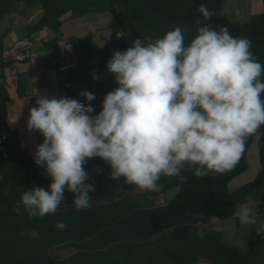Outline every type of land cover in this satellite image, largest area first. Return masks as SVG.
<instances>
[{
  "label": "trees",
  "instance_id": "16d2710c",
  "mask_svg": "<svg viewBox=\"0 0 264 264\" xmlns=\"http://www.w3.org/2000/svg\"><path fill=\"white\" fill-rule=\"evenodd\" d=\"M15 1H23L28 6L41 3L43 16L27 28L26 38L32 42L38 36L41 46L54 60L49 65L59 71L63 60L62 41L73 48L80 65L59 71L58 87L63 97L76 99L86 106L91 103L94 115L103 110L106 94L118 87L112 82L115 75L107 67L114 52L133 47V41L138 38L146 44L154 43L173 30L163 25L139 0H0V17L12 13ZM153 1L170 17L186 21L197 30L207 24L217 30L227 26L232 36L251 41L250 50L264 65V11L249 22L231 23L223 13L226 0ZM202 4L215 13L209 20L198 12ZM91 13L111 14L108 28L115 37L120 32L131 43L100 46L89 39H65L61 35L66 16L75 19ZM47 30H53L55 37L49 38ZM7 34L8 31L0 38L2 73L14 64L5 60ZM190 42L191 37L186 36L185 44ZM94 73H105V80L94 81ZM75 84L84 86L96 99L88 102L73 87ZM18 94L21 98L27 96L24 86H19ZM261 98L264 99V93ZM10 99L8 79L3 75L0 135L6 132L7 140L3 145L6 155L0 152V204L24 206L21 197L25 191L37 186L49 190L52 181L45 175V169L35 164L18 130L10 125ZM257 137L261 169L253 181L231 189L230 183L249 169L248 153ZM95 164L100 165L98 170L93 167ZM84 168L89 174L87 183H94L97 189L90 193L91 204L135 191L139 193L86 211L44 217L0 210V264H197L201 260L210 264H264V236H258L259 228L251 226L253 238L247 251H242L227 243L226 232L214 225V220L221 223L235 220L240 229L237 212L245 204H254L253 210L264 217V125L247 137L245 150L232 168L210 171L202 177L193 174L184 191L167 205L157 203L159 194L140 190L126 183L123 177L109 179L110 166L100 157L89 159ZM175 177L161 176L157 183L161 188ZM67 207H74V196L66 190L59 208ZM57 221H63L66 230L58 229ZM32 230L39 233L36 238L28 235ZM62 247L72 248L74 253L66 258L53 254V250Z\"/></svg>",
  "mask_w": 264,
  "mask_h": 264
},
{
  "label": "clouds",
  "instance_id": "9594fccd",
  "mask_svg": "<svg viewBox=\"0 0 264 264\" xmlns=\"http://www.w3.org/2000/svg\"><path fill=\"white\" fill-rule=\"evenodd\" d=\"M198 12L205 20L215 15L203 4ZM185 37L177 26L154 43L138 38L126 51H115L107 67L118 87L106 94L98 115L91 103L35 89L28 127L44 141L34 162L52 182L49 190L37 186L23 193L30 217L54 214L66 190L76 210L89 208L97 189L87 183L84 166L95 157L110 166L109 179L123 177L146 192L160 190L161 176L187 171L202 177L239 161L247 137L264 125V65L250 50L251 41L232 36L227 26L203 25L187 45ZM81 95L96 99L88 91ZM237 215L243 225L256 223L247 204ZM56 227L67 225L57 221Z\"/></svg>",
  "mask_w": 264,
  "mask_h": 264
},
{
  "label": "crops",
  "instance_id": "0c3cea01",
  "mask_svg": "<svg viewBox=\"0 0 264 264\" xmlns=\"http://www.w3.org/2000/svg\"><path fill=\"white\" fill-rule=\"evenodd\" d=\"M13 7L14 8L11 14L0 17V38L6 31H8V34L5 38V60L14 62L12 66L3 69L4 73H2V70H0V80L2 79L3 75H5L8 79L9 90L11 93V99L9 102L10 125L18 130L20 140L27 148V145H30V143L32 144L33 141H35L36 144L37 142L39 144L40 138L44 141V137L41 133L35 130H29L28 127V120L30 119V109L37 106V97L33 96L35 89H38L41 94H46L50 98H60L63 96L59 90L57 83V78L60 70L58 71L53 65L48 64L49 61L52 64L54 63V60L51 59L50 52H48L41 46L37 35L32 42H29L28 38H26L27 28L37 23L43 16L44 10L41 3H37L33 6H28L23 1H15L13 3ZM263 11L264 0H226L223 5L224 14L228 17H231V19L235 21V23L249 22L254 15L262 13ZM93 14L101 13H91L84 17L75 19L71 18L70 16H66V20L63 25L65 39L69 37H78L81 39L85 38L94 43H97L100 46L115 44L114 40L117 37L112 36L113 32L108 28L109 24H107V26L105 27V29H107L109 33V39L106 40V44L102 43L103 38H101V36L99 35V31L102 29L100 27L102 19L100 17L92 16ZM111 19L112 17L109 19V23L111 22ZM71 22H75V24L68 27ZM47 36L49 38H54L55 32L53 30H47ZM112 37L114 39H112ZM33 42H39V46L37 49L34 48ZM60 47L63 55L61 64L67 61H74L77 63L78 67L80 65V62L73 48L66 44L65 41L61 42ZM22 48H27L28 50L33 52V57L26 62H17L14 59L15 55L16 53L21 51ZM78 85L79 84H75L73 85V87L77 88ZM19 86L25 87V91L27 94L26 97L21 98L19 96ZM38 144L37 146L35 145L34 149L37 150V147L39 146ZM260 169L261 165H259L257 168V174L259 173ZM247 205L252 209L254 208V204ZM253 211L255 213V218L260 217V220L258 223H255L251 226L259 228L258 236L262 237L264 236V217L259 216L256 210ZM262 219L263 221L261 222ZM233 221L235 222V225H226V223H222L223 226L221 227V230L225 231L226 229H236V221ZM257 221L258 220H256V222ZM250 232H252V230ZM246 237L248 238L247 248H249V240L251 239V237L253 238V234L251 233Z\"/></svg>",
  "mask_w": 264,
  "mask_h": 264
},
{
  "label": "rangeland",
  "instance_id": "374dc122",
  "mask_svg": "<svg viewBox=\"0 0 264 264\" xmlns=\"http://www.w3.org/2000/svg\"><path fill=\"white\" fill-rule=\"evenodd\" d=\"M40 5V4H39ZM224 13V12H223ZM92 16H95V17H100L102 19L101 21V25L100 27L102 28L100 31H99V35L101 36V38H103V44H106V40L109 39V33L107 31V29H105V27L107 26V24H109V19L112 17L111 14L109 13H101V14H93ZM224 16L231 22V23H235V21H233L231 19V17H228L227 15L224 14ZM75 22H71L69 26L71 25H74ZM66 30H67V27H66ZM64 33V31H63ZM108 34V35H107ZM112 36H114L112 34ZM105 37V38H104ZM85 39V38H83ZM110 39H111V35H110ZM112 39H114L112 37ZM115 43H131V40L130 38L128 39V37L126 36H120L119 38H115L114 40ZM33 46L35 49L38 48L39 46V42H33ZM80 60V59H79ZM99 76V79H94V75H93V80L96 81V82H103L106 78V74L105 73H101ZM113 83H116V80H115V77L113 78L112 80ZM77 89L80 90V92H84V91H87V89L82 86L81 84L78 85ZM43 143V140H41V138L39 139V144L37 142L38 145H41ZM37 144L35 143V141H33V143L30 145H33V146H30L29 144L27 145V148H28V151H29V154L31 156H35V145L37 146ZM259 145H260V139L259 137H257L255 139V142L252 144L250 150H249V153H248V158H249V169L244 173L242 174L241 176L237 177L236 179H234L231 183H230V188L231 189H235L241 185H244L248 182H251L255 179L256 177V174L258 172L257 168L258 166L260 165V162H259ZM251 159V160H250ZM100 166V165H99ZM97 164H95L93 167L98 170V167H99ZM157 203L158 204H163L161 199H160V196L157 198ZM256 220H258L256 223L259 222L260 220V217H257ZM263 221V219L261 220V222ZM214 225L216 226L217 229H221V227L223 226L221 222L219 221H214ZM226 225H229V224H234L235 225V222L232 221H226L225 222ZM250 228H251V225H243L241 224L240 225V229H234V230H231V229H226V242L231 244V245H235L237 246L238 248H240L242 251H247V245H248V238L246 236L250 235ZM253 234V233H252ZM74 253V249L72 248H68V247H62V248H58V249H55L53 250V254L54 255H57V256H60V257H63V258H66V257H69L70 255H72Z\"/></svg>",
  "mask_w": 264,
  "mask_h": 264
},
{
  "label": "water",
  "instance_id": "95a60500",
  "mask_svg": "<svg viewBox=\"0 0 264 264\" xmlns=\"http://www.w3.org/2000/svg\"><path fill=\"white\" fill-rule=\"evenodd\" d=\"M144 7L154 15L163 25L170 29H174L175 27L179 26L186 30V36L194 38L195 32L197 29L190 26L186 21H179L167 15L153 0H139ZM64 36V33L61 34ZM187 167V166H186ZM193 174L187 171H182L179 176H176L175 179L170 183L160 188L158 192L160 199L164 205L170 204L178 195H180L184 189L187 187L189 182L192 180ZM139 193L137 191L128 193L126 195L116 196L111 199H107L101 202L93 203L87 209L76 210L75 207H67V208H58L54 214H67V213H74L78 211H86L91 208L103 206L118 200H121L131 194ZM151 193V192H147ZM161 205V204H159ZM0 210L13 212V213H27L24 209V206H12L6 204H0Z\"/></svg>",
  "mask_w": 264,
  "mask_h": 264
},
{
  "label": "built area",
  "instance_id": "2783aa9c",
  "mask_svg": "<svg viewBox=\"0 0 264 264\" xmlns=\"http://www.w3.org/2000/svg\"><path fill=\"white\" fill-rule=\"evenodd\" d=\"M33 57V52H31L30 50H28L27 48H22L21 51H19L18 53H16L15 55V60L17 62H26L28 61L29 59H31ZM77 67V63L76 62H72V61H67V62H64L63 64H61L59 70L61 72L63 71H66V70H69V69H74ZM7 140V134L6 132H3L1 135H0V152H4L5 153V148H4V143L6 142ZM6 155V153H5ZM197 264H210L209 262L207 261H204V260H201L199 261Z\"/></svg>",
  "mask_w": 264,
  "mask_h": 264
}]
</instances>
